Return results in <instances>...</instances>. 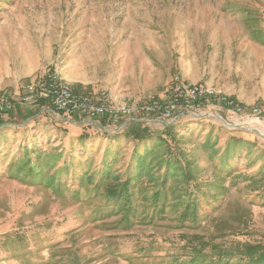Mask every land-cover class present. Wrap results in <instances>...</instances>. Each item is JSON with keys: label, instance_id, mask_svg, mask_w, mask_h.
I'll return each mask as SVG.
<instances>
[{"label": "rangeland", "instance_id": "rangeland-1", "mask_svg": "<svg viewBox=\"0 0 264 264\" xmlns=\"http://www.w3.org/2000/svg\"><path fill=\"white\" fill-rule=\"evenodd\" d=\"M53 71L135 98L179 76L261 113L114 133L23 111L0 125V264H264V0H0V93Z\"/></svg>", "mask_w": 264, "mask_h": 264}, {"label": "built area", "instance_id": "built-area-1", "mask_svg": "<svg viewBox=\"0 0 264 264\" xmlns=\"http://www.w3.org/2000/svg\"><path fill=\"white\" fill-rule=\"evenodd\" d=\"M40 103L46 104L45 110L76 115L114 133L139 122L168 126L185 117L195 118L204 111L231 119H249L261 113L257 108H245L235 98L212 86L179 76L171 79L165 97L135 98L113 96L105 91L95 95L78 93L71 89L59 72L53 71L46 79L25 83L18 98L0 93V125L7 123L19 111Z\"/></svg>", "mask_w": 264, "mask_h": 264}, {"label": "trees", "instance_id": "trees-1", "mask_svg": "<svg viewBox=\"0 0 264 264\" xmlns=\"http://www.w3.org/2000/svg\"><path fill=\"white\" fill-rule=\"evenodd\" d=\"M76 92H78V91H76ZM78 93H82V92H78ZM46 106V104L45 103H40L39 105H36V106H33V107H31V108H33V109H36V110H42V109H44V107ZM22 112L23 111H20V112H18L15 116H12L11 117V119H8V121H10V122H14L16 119H17V117L18 116H20L21 114H22ZM59 114H61V113H59ZM63 115V114H62ZM74 117V115H70V117ZM79 118H81V117H79ZM83 119V118H82ZM7 121V122H8ZM181 121V120H180ZM179 121V122H180ZM179 122L178 123H176V124H172V125H168V126H165L166 128H172V127H174V126H176L177 124H179ZM142 124H145L144 122H139V123H132V124H130L128 127H126L124 130H122V131H119V132H117V133H123V132H125V130H127L128 128H138V127H140ZM134 133H136V138L135 139H140L141 138V136L140 135H138L139 133H140V131H135ZM138 170H139V172H143V171H145L146 169H147V167L145 166L144 167V163H143V161H139L138 162ZM139 178L138 177H132L128 182L129 183H127V185H129V184H131L132 183V181H134V180H138ZM256 258V257H255ZM255 258H252L251 259V262H254V260H256L257 262H263L264 261V258L263 257H259V258H257V259H255ZM195 262L194 261H192V263H189V264H194Z\"/></svg>", "mask_w": 264, "mask_h": 264}, {"label": "crops", "instance_id": "crops-1", "mask_svg": "<svg viewBox=\"0 0 264 264\" xmlns=\"http://www.w3.org/2000/svg\"><path fill=\"white\" fill-rule=\"evenodd\" d=\"M23 87V86H22ZM22 87H20V89H19V91L17 92V94H19L20 95V93L22 92ZM13 95V94H12ZM45 108V107H44ZM16 115V114H15ZM14 115V116H15Z\"/></svg>", "mask_w": 264, "mask_h": 264}, {"label": "water", "instance_id": "water-1", "mask_svg": "<svg viewBox=\"0 0 264 264\" xmlns=\"http://www.w3.org/2000/svg\"><path fill=\"white\" fill-rule=\"evenodd\" d=\"M47 111H49V112H52L50 109H46Z\"/></svg>", "mask_w": 264, "mask_h": 264}]
</instances>
